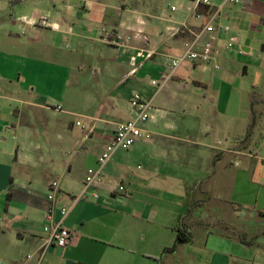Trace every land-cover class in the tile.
I'll return each mask as SVG.
<instances>
[{
	"label": "crops",
	"instance_id": "crops-1",
	"mask_svg": "<svg viewBox=\"0 0 264 264\" xmlns=\"http://www.w3.org/2000/svg\"><path fill=\"white\" fill-rule=\"evenodd\" d=\"M220 1L0 0V264H37L51 181L72 237L38 264H264V229L205 228L224 221L221 207L264 216V0L221 6L217 69L184 63L161 89L150 84L200 30L195 14ZM86 72L99 92L86 94L76 135L65 94ZM134 93L151 104L148 139L114 152L100 185L73 202ZM177 228L189 241L168 252Z\"/></svg>",
	"mask_w": 264,
	"mask_h": 264
},
{
	"label": "built area",
	"instance_id": "built-area-1",
	"mask_svg": "<svg viewBox=\"0 0 264 264\" xmlns=\"http://www.w3.org/2000/svg\"><path fill=\"white\" fill-rule=\"evenodd\" d=\"M242 0H221L218 7H213L206 14L196 13V18H202L203 23L198 31L190 40L185 41L182 44V51L179 56L172 57L168 60L165 71L161 72L156 80L150 81V84L157 90L161 89L171 79L174 71L182 64H197L201 66H208L212 63L214 69L218 68V65L213 63L216 56L219 54V50L216 47H212L211 42L215 38L217 30L226 32L227 26H217L215 19L217 18L218 11L223 5L234 6L241 3ZM195 7L202 6L209 8L212 4V0H191ZM203 33L208 35V40L199 43V39ZM231 42H227L224 47L230 48ZM129 115L128 118L117 124L107 138L106 143L101 153L95 159V166L85 169L83 179V190L81 193L73 198V202L79 199H84L83 194L89 187H98L102 180L101 168L110 160L112 154L116 151H128L138 141L142 139H148L146 130L143 129L144 124L150 119L151 104L149 101H144L138 94H132L129 102ZM56 111H60L59 106H55ZM77 125V124H76ZM57 183L51 181L48 185V193L45 196L47 206L43 213V227L42 232L45 237L42 239L38 250L37 264L40 262L42 256L50 246H56L58 248L65 247L72 237V232L63 228L61 222L66 217L69 208L54 206V192L56 190ZM114 192L122 193L124 188L121 185H117ZM92 199H97L96 194L91 195ZM55 212L58 213V220H54Z\"/></svg>",
	"mask_w": 264,
	"mask_h": 264
},
{
	"label": "rangeland",
	"instance_id": "rangeland-1",
	"mask_svg": "<svg viewBox=\"0 0 264 264\" xmlns=\"http://www.w3.org/2000/svg\"><path fill=\"white\" fill-rule=\"evenodd\" d=\"M18 36L20 38H23L24 36L20 35V33L18 34ZM62 52H68V50H63ZM93 69L90 71L92 74ZM87 79H90V81H92V78L89 77V73L86 72L82 75L77 76L76 74H72L70 81H69V86L67 89V93L65 94V100L67 103V108L70 110V112H72V114L67 115V119L71 122V132L73 134L76 135H80L82 134V132L85 130V126H86V120L84 119V112H83V101L84 98L86 97V94H91V95H96L98 94V90L93 89V83L87 82ZM76 80L78 82V87H74L76 84ZM95 87H99L98 85ZM77 92H71L73 90H78ZM72 93H73V98H72ZM79 101V102H78ZM102 107V106H101ZM100 107V108H101ZM102 110V109H100ZM107 110H105L106 112ZM60 115H62L60 113ZM59 115V116H60ZM115 120V119H114ZM74 122H78L79 126H74ZM257 135L253 134L252 135V139L250 141V146H251V153H256L257 152ZM89 150V149H88ZM71 152V151H69ZM78 153V151H77ZM73 154L75 153H70L71 156H73ZM252 162H254L255 160L251 159ZM236 166L241 164V159L240 157L237 156L236 161H235ZM252 189L254 190L255 188L252 187ZM228 194V192H226V195ZM255 193L251 194V202H254L255 200ZM258 206L260 207L261 204H263L264 202H262L261 199H259L258 197ZM264 205V204H263ZM252 212V217L248 218L246 217H240L237 219L236 215H239L237 212L238 210H234L235 213L229 212L227 209L225 208H220V212L218 214V216H221V218H223V222L219 221V224H217L216 226H211L214 221L210 223V226L206 225L205 228L210 229L211 231H218L220 233H231L235 230V227L237 228H243L246 229L248 231H251L252 233L254 232H260L261 230L264 229V216L261 214L258 215L256 212H254L252 209H249ZM242 215V213L240 214ZM248 215V214H247ZM261 237V236H259ZM254 240V239H252Z\"/></svg>",
	"mask_w": 264,
	"mask_h": 264
},
{
	"label": "trees",
	"instance_id": "trees-1",
	"mask_svg": "<svg viewBox=\"0 0 264 264\" xmlns=\"http://www.w3.org/2000/svg\"><path fill=\"white\" fill-rule=\"evenodd\" d=\"M18 0H10V3L13 4L15 2H17ZM8 198V195H7ZM189 241V234L187 233V231L185 229H179L177 228L175 230V239H174V245L171 249L167 250L168 252L173 251L174 247L177 244H183V243H187Z\"/></svg>",
	"mask_w": 264,
	"mask_h": 264
}]
</instances>
